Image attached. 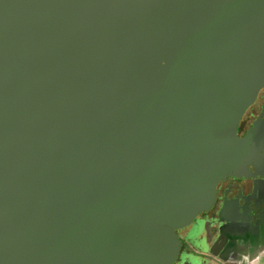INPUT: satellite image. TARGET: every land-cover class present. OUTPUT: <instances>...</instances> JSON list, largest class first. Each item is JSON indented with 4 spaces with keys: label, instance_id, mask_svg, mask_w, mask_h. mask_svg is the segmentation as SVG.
I'll list each match as a JSON object with an SVG mask.
<instances>
[{
    "label": "water",
    "instance_id": "water-1",
    "mask_svg": "<svg viewBox=\"0 0 264 264\" xmlns=\"http://www.w3.org/2000/svg\"><path fill=\"white\" fill-rule=\"evenodd\" d=\"M263 88L264 0H0V264H176Z\"/></svg>",
    "mask_w": 264,
    "mask_h": 264
},
{
    "label": "crops",
    "instance_id": "crops-1",
    "mask_svg": "<svg viewBox=\"0 0 264 264\" xmlns=\"http://www.w3.org/2000/svg\"><path fill=\"white\" fill-rule=\"evenodd\" d=\"M227 176L180 264H264V160Z\"/></svg>",
    "mask_w": 264,
    "mask_h": 264
},
{
    "label": "flooded vegetation",
    "instance_id": "flooded-vegetation-1",
    "mask_svg": "<svg viewBox=\"0 0 264 264\" xmlns=\"http://www.w3.org/2000/svg\"><path fill=\"white\" fill-rule=\"evenodd\" d=\"M254 127H258L261 135L258 136V138L255 140V143L253 145V149L255 150L254 155L250 158L249 162H253L256 164H259L261 161L264 160V88L260 91L257 100L255 103L248 109L246 112L244 118H243V125L241 129V135L245 136L248 134ZM226 176L219 184L217 192L219 190V187L223 183V181L227 178ZM211 210V209H210ZM209 211L203 212L198 219H203V217L208 214ZM197 219V220H198ZM197 224V221H196ZM188 230H181L179 231V234L182 238H185ZM196 239V238H195ZM195 239L192 240L195 241ZM191 242V244H192ZM187 249L186 245H183L182 251L180 254L179 260L182 258V255L185 253ZM178 260V261H179Z\"/></svg>",
    "mask_w": 264,
    "mask_h": 264
},
{
    "label": "rangeland",
    "instance_id": "rangeland-1",
    "mask_svg": "<svg viewBox=\"0 0 264 264\" xmlns=\"http://www.w3.org/2000/svg\"><path fill=\"white\" fill-rule=\"evenodd\" d=\"M200 221H201V219H198V220H197V224H196V226L200 223ZM176 264H180V260H179Z\"/></svg>",
    "mask_w": 264,
    "mask_h": 264
}]
</instances>
